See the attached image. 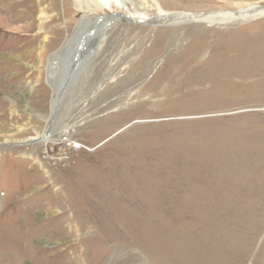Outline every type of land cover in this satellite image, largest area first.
<instances>
[{"label":"rangeland","instance_id":"rangeland-1","mask_svg":"<svg viewBox=\"0 0 264 264\" xmlns=\"http://www.w3.org/2000/svg\"><path fill=\"white\" fill-rule=\"evenodd\" d=\"M134 1L151 18L264 4ZM96 8L0 0V264H260L264 14L166 28L111 19L96 57L87 34L70 66L54 64L83 14L122 13ZM54 65L72 79L56 110ZM54 117L77 124L30 141Z\"/></svg>","mask_w":264,"mask_h":264},{"label":"bare ground","instance_id":"bare-ground-1","mask_svg":"<svg viewBox=\"0 0 264 264\" xmlns=\"http://www.w3.org/2000/svg\"><path fill=\"white\" fill-rule=\"evenodd\" d=\"M76 1H78V0H76ZM79 1H88V2L92 3L93 5H95L98 9H102V8H107V9L109 8L110 9L111 7H116L119 10H121L122 13H118V14L113 13V16H111V17H103L102 16V18L93 17L91 19L86 17L85 14H83L79 20V23H78L75 31L73 32L72 36L70 37V39L68 40L66 45L62 49H60L58 52L54 53L53 57L51 58L52 62L53 63L55 62L54 64H58V61H60V59H63L64 61H66V59L68 58L69 59L68 66H70L72 64V62L70 61L71 48H73L74 44L77 43L76 41L83 39L85 37V35H87V34L91 36L90 44L88 46L91 47V50L93 53L92 55H94L96 49L98 48V44L100 43V40L102 39V37L104 35V31L107 28L106 22H108V21L111 22V19H113V21H118V20L119 21H125V19H127L128 21H131L132 23H138V24H140L144 27H148V28H156V27H165L166 28V27H178V26L184 25V24L185 25H188V24H197V25L206 24L207 26H214L217 24H230V23L236 22V21L250 20L251 18H253L255 16H260V15L264 14V4L246 8L245 10H242L243 12H239V11L238 12L237 11L236 12H224L223 11V12H212V13H203V14H201V13L193 14V13H183V12H172L171 13V12L164 11L160 7H157V13H156L155 17L151 18L148 15L141 12L140 9H138L135 6L134 0H79ZM100 22H104L105 24L100 25ZM85 31H86V33H85ZM85 51H88V49L86 48ZM85 51L83 50V53H85ZM97 54H98V52H97ZM89 55H90V57H92V55L90 53H89ZM96 55H94V56L96 57ZM77 59L81 60V58H79V57H77ZM187 67H188V65H187ZM55 71H56V73H55ZM85 72H86V70L84 71V73ZM53 73L56 76L52 77L51 84L54 88V91L56 89L57 96H58V99L55 101L56 102L55 103V110H56V108L59 104L58 101L61 99V97L64 94L63 88L65 87V84H67L68 81L69 80L71 81L72 79H70L71 74H67V73H69V70L65 72L64 69H61V70H60V68L57 69L56 65H54ZM58 77L61 78V80L63 79V83L60 80H56ZM184 94L182 93V95L180 94V96L183 97ZM233 95H234V93H233ZM53 113L55 114L54 109H53ZM53 119H54L53 122H55V125H54V127H52V129L49 132H47V134H45V133L42 135L38 134L39 136L37 135L36 137L31 138L30 141L36 142L38 144H48V143L54 141L53 138H54L55 133H60L61 137L70 135V131L75 128L74 124H77V122H76V123L72 124L71 126L66 125V124L61 125V121L59 120L58 117H57V119L55 117ZM113 168H115L114 171H119L118 167L114 166ZM152 256L154 257V255H152ZM153 260H154V258H153ZM215 263L216 264H226L222 259H220V260L217 259ZM259 263L264 264V251H263V258L259 261Z\"/></svg>","mask_w":264,"mask_h":264},{"label":"water","instance_id":"water-1","mask_svg":"<svg viewBox=\"0 0 264 264\" xmlns=\"http://www.w3.org/2000/svg\"><path fill=\"white\" fill-rule=\"evenodd\" d=\"M111 16H113V14H110V15H104L103 17H111ZM100 18H102V17H100Z\"/></svg>","mask_w":264,"mask_h":264}]
</instances>
